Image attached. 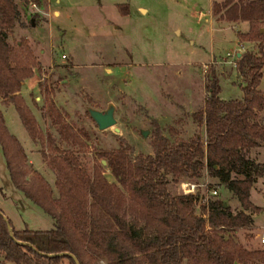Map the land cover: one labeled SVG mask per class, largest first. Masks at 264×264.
<instances>
[{"label": "rangeland", "instance_id": "1", "mask_svg": "<svg viewBox=\"0 0 264 264\" xmlns=\"http://www.w3.org/2000/svg\"><path fill=\"white\" fill-rule=\"evenodd\" d=\"M211 1L221 0H39L35 6L18 0L23 5L21 15L7 33L6 41L11 46L29 48L35 58L32 76L24 81L20 92L39 126L59 136L51 127L53 109L70 125L84 146H70L69 153L75 154L87 175L94 165H101L107 180L124 196L119 220L138 232L142 241L168 221L159 220L136 174L112 173L109 154L128 148L126 157L134 164L138 155H154L160 139L175 146L191 140L196 133L204 136L191 115L204 108L212 69L218 76L221 99L243 97L240 86L244 80L235 70L234 51L237 40L243 44L241 53L252 49L254 43L241 41L238 34L242 28L211 12L222 37L216 30L212 32ZM142 7L145 12L140 11ZM212 46L217 56L210 59ZM259 86L264 92V67ZM111 104L116 122L99 130L88 110L105 111ZM0 110L5 126L24 151L23 159L32 173L27 181L32 177L38 184L37 177L41 176L58 197L56 176L41 157V145L30 139L11 103L1 98ZM251 119L264 125V105ZM244 154L264 163V141ZM200 172L197 178L166 174V190L181 197L185 195L180 189L182 181L196 183L188 210L204 219L205 231L232 252L237 253L239 248L249 253L264 252V177L256 179L250 191V200L260 211H245L253 222L228 228L207 222L209 204L221 202L233 213L243 208L218 178L206 168ZM233 176L240 177L235 172ZM214 189L215 195L211 193ZM0 211L17 229L53 228L51 218L11 182L1 147ZM195 247L194 242L182 247L181 264H213L198 256ZM90 256L89 264L114 263L94 253Z\"/></svg>", "mask_w": 264, "mask_h": 264}, {"label": "trees", "instance_id": "2", "mask_svg": "<svg viewBox=\"0 0 264 264\" xmlns=\"http://www.w3.org/2000/svg\"><path fill=\"white\" fill-rule=\"evenodd\" d=\"M19 2L38 4L39 0ZM19 2L0 0V99L13 105L30 139L41 145V157L56 176L58 197L53 196L41 176L37 177L38 184L32 177L27 181L32 173L23 159L24 151L5 126L0 110V147L11 182L54 220V228L47 231L16 229L0 214V264H76L67 252L79 264H89L92 253L111 259L112 264H181V249L190 242L195 243L198 256L213 264H264L263 251L249 253L239 248L236 253L222 247L205 231L204 219L188 210L194 196L171 195L165 178L166 174L197 178L204 168L218 178L243 211L233 213L221 202L210 203L207 222L213 226L246 227L253 221L245 211H260L250 200V191L256 179L264 177V163L246 158L244 152L264 141V125L251 119L264 105V92L259 90L264 67V0L213 2L214 16L249 22L248 31L238 36L243 42H253V48L244 50L235 61V70L244 80L240 86L242 99H221L218 76L212 69L204 108L191 115L204 136L196 133L191 140L175 146L160 139L154 155H138L134 164L126 157L128 148L109 154L112 173L136 174L159 220L168 221L144 241L119 220L124 196L107 180L101 165H94L91 175H87L75 154L69 153L70 146H84L70 125L53 109L55 120L51 127L59 136L43 131L22 97L20 88L32 76L35 58L29 48L21 50L20 44L13 47L6 41L8 31L21 15L23 5ZM234 172L240 177H234ZM8 224L14 239L9 235ZM139 255H144V260Z\"/></svg>", "mask_w": 264, "mask_h": 264}, {"label": "water", "instance_id": "3", "mask_svg": "<svg viewBox=\"0 0 264 264\" xmlns=\"http://www.w3.org/2000/svg\"><path fill=\"white\" fill-rule=\"evenodd\" d=\"M239 56H240V53L238 54L237 57H239ZM114 112H115V107L112 104L109 105L108 109H106L105 111H101V110H98L96 108L88 110V113H89L91 120L94 122V124H97V127L99 130H106L115 124L116 120L114 117ZM116 130H118V129H116ZM146 134H147L146 130L142 131L143 137H146ZM0 214H2L4 216V219L7 222L8 219H7V217H5V215L3 214L2 211H0ZM7 228L9 230V235H10L11 239H14L12 227H10L8 224ZM17 243L27 245V244L22 243L20 241H17ZM66 254L68 256H70L73 260H75L76 264H79L78 260L75 258V256L72 253L67 252ZM234 264H241V263L234 262Z\"/></svg>", "mask_w": 264, "mask_h": 264}, {"label": "crops", "instance_id": "4", "mask_svg": "<svg viewBox=\"0 0 264 264\" xmlns=\"http://www.w3.org/2000/svg\"><path fill=\"white\" fill-rule=\"evenodd\" d=\"M223 0H221V1H219V2H222ZM213 2H217V1H211V3H212V5H211V11H210V20H211V12H212V7H213ZM218 2V3H219ZM140 11L142 12H145V8H140ZM214 23H216V22H213V20H211L210 21V29H212V32H213V30H216V32H218V37L219 38H221L222 37V34H221V29H219V28H217L215 25H214ZM231 23H234V25H233V27H240V28H242V32L241 33H244V32H247L248 31V29H249V22L248 21H238V22H231ZM178 32V30H176V33ZM213 35V34H212ZM221 40V39H220ZM237 45H238V47H237V49L234 51V53L236 54V57L238 56V54L240 53V55L242 54L241 52H239L240 51V49L242 48L243 49V44L239 41V40H237ZM215 47L214 46H212L211 47V49H210V54H211V56H210V59H212V58H214V57H216L217 56V54L215 55L214 53H215ZM228 53V52H227ZM238 58V57H237ZM236 58V59H237ZM217 63H221V59H219V58H217ZM221 97V96H220ZM14 187V186H13ZM14 189V191H17L16 189H15V187L13 188ZM36 205V204H35ZM37 206V205H36ZM38 207V206H37ZM39 208V207H38ZM40 209V208H39ZM41 210V209H40ZM43 211V210H42ZM46 214V213H45ZM46 215H48V214H46ZM49 216V215H48ZM50 218H51V220H52V222H53V228H54V220L52 219V217L51 216H49ZM7 219H9L8 217H7ZM17 229V228H16ZM0 260H1V257H0ZM2 264H15V263H12V262H3Z\"/></svg>", "mask_w": 264, "mask_h": 264}, {"label": "built area", "instance_id": "5", "mask_svg": "<svg viewBox=\"0 0 264 264\" xmlns=\"http://www.w3.org/2000/svg\"><path fill=\"white\" fill-rule=\"evenodd\" d=\"M31 5L35 6L34 3H31ZM61 56L63 58L65 57L64 54H62ZM234 65H235V63H234ZM196 188H197V184L189 182V181H182L180 184V189H182L184 194H194L195 191L197 190ZM211 193L215 195L217 193V190L214 189ZM262 243H264V237H262Z\"/></svg>", "mask_w": 264, "mask_h": 264}]
</instances>
